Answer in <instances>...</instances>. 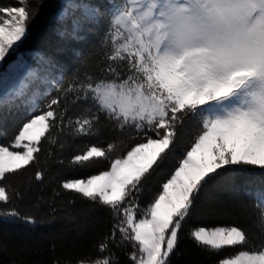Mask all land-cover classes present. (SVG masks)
Wrapping results in <instances>:
<instances>
[{
  "label": "snow or ice",
  "instance_id": "snow-or-ice-1",
  "mask_svg": "<svg viewBox=\"0 0 264 264\" xmlns=\"http://www.w3.org/2000/svg\"><path fill=\"white\" fill-rule=\"evenodd\" d=\"M62 2L54 43L42 49L26 48L42 0L0 5V136L7 137L0 143V224L35 223L14 204L43 199L32 181L44 183L41 157L47 163L45 146L56 143L72 153L61 154L60 167L99 170L53 177V192L111 220L94 256L65 264H173L203 192L218 181L236 191L237 173L264 176V0H123L107 12L89 0ZM101 20L92 48L107 44L109 51L95 75H82L76 44ZM21 111L8 136L2 124ZM103 129L116 137L72 143L99 139ZM245 186L253 230L188 228L187 239L215 264H264V179ZM8 246L0 233V251Z\"/></svg>",
  "mask_w": 264,
  "mask_h": 264
},
{
  "label": "trees",
  "instance_id": "trees-1",
  "mask_svg": "<svg viewBox=\"0 0 264 264\" xmlns=\"http://www.w3.org/2000/svg\"><path fill=\"white\" fill-rule=\"evenodd\" d=\"M14 0H0V5L12 4ZM93 6H99L105 12L114 9L123 0H89ZM62 0H42L39 9V15L32 25L31 38L26 48L42 49L54 43L53 29L55 28L54 17L61 8ZM104 23L99 21L95 32L88 37L87 42H77L76 48L83 52V60L79 62L80 73L95 75L98 63L102 62L104 54L109 51L107 44H97L92 48V44L97 42L98 34L103 31ZM70 65L77 63L68 57ZM68 75H71L69 73ZM67 81H65L66 83ZM55 94L54 92L52 93ZM71 99V98H70ZM42 103V100L39 101ZM70 108L78 111L77 108ZM10 122L3 125L4 132L11 135L14 128L24 119V112L21 111L15 116L8 117ZM116 133L107 129L102 130L99 139L74 141L78 147L85 143L107 142L116 137ZM120 139L127 142V136H121ZM7 137L0 136V143L6 142ZM46 152H51V158L45 162L44 156L41 157L40 167L45 170V181L43 184L32 181V191L43 197L37 202L34 195L31 199L22 202H15L22 214H27L35 219V223H24L17 221L14 223L0 224V233L9 241L8 248L0 251V264H65L66 261H75L77 259L94 256V245L109 230L111 220L109 214L105 211L96 210L91 205L86 204L79 199L73 200L68 194L60 193L56 195L53 189L59 191L56 180L63 179L65 176L87 175L89 172L72 173L65 168L60 167L55 161L63 157H69L72 153L69 150H61L56 143L47 144ZM119 151V146H118ZM158 172L150 182L152 191L156 190L157 182L165 178L167 169ZM106 165L101 164L99 168ZM35 169L29 174L34 176ZM237 190L233 191L226 186L224 182L218 181L212 184L207 191L203 192L197 205L196 214H194L189 225L185 226L182 234L180 248L173 257V264H215L216 257L203 253L195 244L187 239L189 226L203 224L206 226L238 224L244 228L253 230V200L247 195L245 186L246 180L258 181L264 179L257 173L241 172L234 174ZM28 178H26L27 180ZM13 183H20L13 181ZM224 188H221V187ZM150 192H145L143 200L150 197ZM208 213V215H202ZM21 231H26L23 233ZM121 260L126 257L120 249L115 250Z\"/></svg>",
  "mask_w": 264,
  "mask_h": 264
},
{
  "label": "rangeland",
  "instance_id": "rangeland-1",
  "mask_svg": "<svg viewBox=\"0 0 264 264\" xmlns=\"http://www.w3.org/2000/svg\"><path fill=\"white\" fill-rule=\"evenodd\" d=\"M65 2H66V0H65ZM77 2H78V0H77ZM63 7H64V3L62 2L60 10H61ZM0 70H3V69H0ZM42 91H43V89H42ZM9 122H10V119L8 120V118H7L6 122H4V123L2 124V126H3V125H6V124L9 123ZM221 188H224V187L222 186ZM21 232H23V233H27L26 231H21Z\"/></svg>",
  "mask_w": 264,
  "mask_h": 264
}]
</instances>
